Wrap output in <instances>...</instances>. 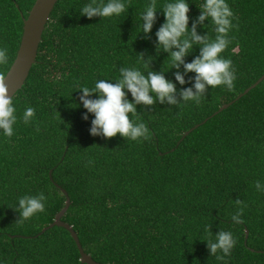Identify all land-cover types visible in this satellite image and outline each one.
<instances>
[{
    "label": "trees",
    "instance_id": "obj_1",
    "mask_svg": "<svg viewBox=\"0 0 264 264\" xmlns=\"http://www.w3.org/2000/svg\"><path fill=\"white\" fill-rule=\"evenodd\" d=\"M36 1L0 0V46L9 55L0 65L4 77ZM86 2L59 1L37 63L15 96L18 116L31 106L35 120L27 126L19 120L11 138L0 135V262L82 264L68 230L55 227L43 234L65 208L66 191L72 204L63 221L100 264H264V193L255 189L257 180L264 181V82L217 114L264 76V0H227L236 17L224 53L235 68L234 87L209 89L198 105L137 106L151 133L139 142L91 136L94 117L83 119L79 87L115 78L121 67L140 66L139 56L152 57L150 70L169 71L165 78L174 81L168 54L156 50L155 33L165 17L157 13L148 38L138 29L148 0H130L127 14L104 20L82 16ZM188 2L191 28L203 0ZM162 3L158 0V10ZM207 30L197 28L200 35ZM199 52L195 48L186 62ZM40 192L49 196L46 212L18 222L13 209L18 199ZM236 200L244 213L238 225L231 222ZM207 224L213 234L234 233L230 256L210 255Z\"/></svg>",
    "mask_w": 264,
    "mask_h": 264
},
{
    "label": "clouds",
    "instance_id": "obj_2",
    "mask_svg": "<svg viewBox=\"0 0 264 264\" xmlns=\"http://www.w3.org/2000/svg\"><path fill=\"white\" fill-rule=\"evenodd\" d=\"M130 8V0H87L79 12L89 20L96 17L104 20L119 18L127 14ZM198 8L201 14L190 28L188 0H164L159 5L160 10L158 0H148L139 15V33L150 38L157 23V13L162 10L165 22L155 33L156 50L158 54L161 51L168 54L166 61H170V69L176 70L174 81L165 78L169 71L150 70L152 57L145 61L143 56H139L140 66L121 67L117 77L98 79L91 88L81 85L79 100L86 110L83 119L87 121L89 115L94 117L91 120V136L110 139L119 135L127 141H146L150 138V129L140 119L137 106L151 108L159 103L180 108L189 103L198 105L205 99L209 89L234 87L235 68L232 60L224 55L232 44L230 33L236 27L234 11L227 0H203ZM205 21L209 22L210 27L205 25ZM198 27L207 28V34H198ZM197 47L200 49L199 55L192 62H186V57ZM8 62V50L0 46V65ZM189 73L195 76L186 81L185 77ZM186 84L191 86L185 87ZM94 96L96 98H92ZM18 103V98L9 96L5 77L0 74V135L3 137L15 135L14 126L19 120L22 119L26 126L35 120L36 109L31 106L24 108L22 117L18 116ZM255 189L264 193V181L257 180ZM48 200L49 196L45 192L20 197L13 208L19 213L18 222L45 213ZM235 203L238 210L231 215V222L238 225L243 223V202L236 200ZM210 228V224L204 226L208 251L217 260H223L232 254L237 239L231 230L220 229L213 234Z\"/></svg>",
    "mask_w": 264,
    "mask_h": 264
},
{
    "label": "water",
    "instance_id": "obj_3",
    "mask_svg": "<svg viewBox=\"0 0 264 264\" xmlns=\"http://www.w3.org/2000/svg\"><path fill=\"white\" fill-rule=\"evenodd\" d=\"M59 1L60 0H50L49 2V0H37L32 11L30 12L29 17L27 19L24 18V34L22 37L21 46L16 60L14 61L7 76L5 77V85L9 88V96L14 95L15 97L24 88L27 81L29 80L31 71L37 63V57L40 46L43 42L44 33ZM263 82L264 76L255 85L249 88L244 94L240 95L234 102L223 106L217 114L228 110L231 106L240 101L243 97L248 95ZM198 127H196L195 129H197ZM195 129L188 132L186 134V137L189 136ZM63 193L67 197L66 206L56 216L55 222L43 231V234L55 227L68 230L79 248L80 254L82 256V264H100L94 261L91 256L85 253L80 239L77 233L74 231L73 227L63 221V218L68 213L72 204L67 192L63 191ZM246 235L248 239L250 235L249 231L246 232Z\"/></svg>",
    "mask_w": 264,
    "mask_h": 264
}]
</instances>
